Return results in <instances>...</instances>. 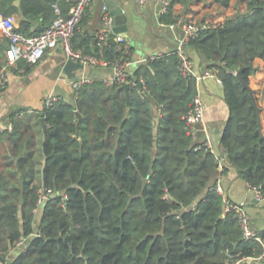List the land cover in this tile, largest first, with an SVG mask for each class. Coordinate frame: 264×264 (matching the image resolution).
<instances>
[{"label": "trees", "instance_id": "16d2710c", "mask_svg": "<svg viewBox=\"0 0 264 264\" xmlns=\"http://www.w3.org/2000/svg\"><path fill=\"white\" fill-rule=\"evenodd\" d=\"M14 1L0 0V13H20V32L38 33L54 18L55 0ZM65 1L59 0L63 14ZM231 2L170 0L159 19L206 26L186 46L223 86L229 114L220 136L221 170L234 167L264 196V122L260 129L250 92L236 76L242 69L249 83L258 69L254 60L264 61V0H236L226 15ZM196 4L204 13L196 14ZM78 25L74 50L121 56L116 42L100 47ZM123 84L93 79L72 101L43 107L36 116L39 124L45 119V129L38 128L41 161L32 125L15 120L0 130V261H9L21 236L26 245L8 264H227L228 253H261L264 229L261 240L243 235L215 188L217 155L196 148L186 132L184 116L198 86L180 70L176 50L148 56L130 71L128 97ZM40 187L50 195L34 211Z\"/></svg>", "mask_w": 264, "mask_h": 264}, {"label": "crops", "instance_id": "0c3cea01", "mask_svg": "<svg viewBox=\"0 0 264 264\" xmlns=\"http://www.w3.org/2000/svg\"><path fill=\"white\" fill-rule=\"evenodd\" d=\"M117 1L127 15L128 28L122 34L129 41L132 51L131 62L128 65L129 72L148 56L176 49V39L183 35L184 30L181 25L171 27L169 23L161 22L156 18V12L160 9L159 2L149 0L145 5L141 6L135 0ZM104 4H106L104 0H92L78 25V33L90 36L92 43L95 42V32L102 23L101 15ZM235 6L236 0H232L231 6L227 8L225 14L232 13L235 10ZM193 9L197 10L196 14L198 15L206 10L201 4L194 5ZM14 15L17 26L22 16L20 13H15ZM152 20L155 21V24L152 23ZM38 23V19L33 20L32 28ZM152 25L154 28H152ZM11 47L13 48L14 46L0 28V66L7 63V50ZM14 50L16 54L15 61L7 66L9 80L5 90L0 93V130L9 128L11 117L16 112L24 111L12 121L17 120L22 124L29 123L37 131V154L41 161L39 146L42 135L38 128L40 126L42 129V125L41 118L39 124L36 116L44 107L45 97L48 94H54L59 99L72 101L74 90L71 83L75 78L84 74L92 79L104 80L112 75V68L108 64L85 65L83 68L74 69L72 71L73 75L69 76L62 67L67 57L60 45H58L47 49L37 62L32 63L25 69L22 64L24 58L20 50L17 47H14ZM185 50L192 59L196 70L201 72L209 69L204 66L200 55L194 48L186 46ZM254 63L258 65V69L254 74L250 75L249 83L259 94L264 89V61L261 58H256ZM22 68H24L23 71L20 70ZM197 86L204 105V120L197 125L196 138L193 141L198 142L209 138L213 144V151L222 159L221 164H226L225 152L220 145V136L229 114V108L224 99L222 83L215 74L198 81ZM154 111L157 113L156 108ZM261 118L264 122V112L261 113ZM217 178L224 198L232 202L241 203L249 214L251 227L256 231L263 230L264 196L261 199H257L254 189L244 178L238 175L237 170L232 166H228L226 171L219 169ZM12 252H10L9 261L14 256ZM242 264L245 263L243 262ZM259 264H264V259Z\"/></svg>", "mask_w": 264, "mask_h": 264}, {"label": "built area", "instance_id": "2783aa9c", "mask_svg": "<svg viewBox=\"0 0 264 264\" xmlns=\"http://www.w3.org/2000/svg\"><path fill=\"white\" fill-rule=\"evenodd\" d=\"M69 2V8L66 14H63L61 7L59 6V0H55L52 4L54 9V18L51 23L38 33L26 34L20 32L16 29V20L14 14L4 15L0 13V28L3 34L10 40L14 47L20 50L23 58L29 63L37 62L47 49L54 48L60 45L63 53L67 58H71L75 61H79L85 65L94 66L98 64H108L112 68V75L104 81L108 84L112 83H125L128 82V65L131 62L132 51L130 49V43L122 33H116L112 29V15L106 4L102 7L101 15V26L95 32V40L100 47L105 45H110L111 42H116L121 49V56L118 59H106L100 58L97 55L90 53H83L81 50H74L72 48V36L74 31L81 21V18L90 5L92 0H66ZM138 5H145L149 0H135ZM160 3V9L156 12V18L160 21L159 17L161 13L167 10L170 4V0H156ZM162 22V21H161ZM171 27L175 25H181L184 32L183 35L177 37L176 39V52L179 56V68L184 75H191L197 79V82L204 79L207 76L215 75V72L211 69H205L201 72L194 68L192 59L186 52L185 47L188 40L191 37L198 35V31L201 28L206 27L205 25H197L194 23L185 22L183 19H179L174 23H169ZM14 47L7 50V63L0 66V93L3 92L7 86L9 80V74L7 71L8 64L15 61L16 54ZM151 55L150 57H153ZM21 71L24 68L20 69ZM217 76V75H216ZM218 77V76H217ZM219 79V77H218ZM93 79L87 75H80L75 78L71 85L74 90V97L76 96L77 89L84 82H90ZM220 80V79H219ZM139 81L144 87L143 78L140 76ZM221 82V80H220ZM59 100V97L54 94H48L44 99V107L52 105L55 101ZM24 111L16 112L12 117L9 124L11 129L13 126V119L20 116ZM185 118V128L187 134H189L192 139L196 138L197 125L202 123L204 120V105L203 101L197 93L191 103L190 108L184 116ZM205 147L213 150L212 141L209 138L198 141L196 148ZM218 157V156H217ZM220 169H222L221 160ZM215 188L222 192V188L219 180H217ZM255 197L261 199L263 197L261 191L258 188H254ZM50 190L40 187L38 189L37 206L34 211H37L39 206L49 197ZM224 209L233 210L235 216L237 217L238 223L242 228V233L245 237H255L260 239L258 231L254 230L250 225V217L247 211L244 209L241 203L232 202L228 199H224ZM263 244V250L257 256H240L238 254L228 253L227 264H259L264 259V240H261ZM27 237L21 236L15 243L13 249H23L26 245ZM6 261H0V264H6Z\"/></svg>", "mask_w": 264, "mask_h": 264}, {"label": "water", "instance_id": "95a60500", "mask_svg": "<svg viewBox=\"0 0 264 264\" xmlns=\"http://www.w3.org/2000/svg\"><path fill=\"white\" fill-rule=\"evenodd\" d=\"M104 1L108 5V8H109L110 13L112 15V29H113V31L116 33L126 32V30L128 28V26H127V15L124 12L121 5L118 3L117 0H104ZM14 2H15V4H19V0H15ZM93 41H94V39H93ZM62 67H63L64 72L67 75L72 76L73 75L72 71L74 69L83 68L84 66L79 61H75L71 58H66L64 60ZM236 76L239 78L242 87L245 89H248V91L250 92V95L252 98V104L255 107L257 117H258V125H259V128L261 129L262 128V118H261L262 107L258 104V100L256 98L254 90L252 89L250 84L245 80V78L242 74V69H239L236 72ZM123 86L126 89V93H127V97H128L129 96V94H128V87H129L128 82H125L123 84ZM76 113L78 115L77 125H79V120H80L81 114L79 111H76ZM41 125H42V129L44 130L45 129V119L43 116H41ZM263 135H264V133H263Z\"/></svg>", "mask_w": 264, "mask_h": 264}, {"label": "rangeland", "instance_id": "374dc122", "mask_svg": "<svg viewBox=\"0 0 264 264\" xmlns=\"http://www.w3.org/2000/svg\"><path fill=\"white\" fill-rule=\"evenodd\" d=\"M152 23L155 24V21L152 20ZM153 25H152V28H154ZM257 97H258L259 104L263 106V109L261 110V113H262V112H264V93L263 92L261 93V91H260L259 94L257 95ZM1 149L4 150V147H2ZM36 220H37V218H36ZM18 251H19L18 249H14L12 252V255L17 254Z\"/></svg>", "mask_w": 264, "mask_h": 264}]
</instances>
